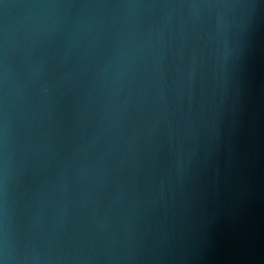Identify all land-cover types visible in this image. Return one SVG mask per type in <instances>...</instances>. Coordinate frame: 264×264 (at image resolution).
<instances>
[{
    "label": "water",
    "instance_id": "95a60500",
    "mask_svg": "<svg viewBox=\"0 0 264 264\" xmlns=\"http://www.w3.org/2000/svg\"><path fill=\"white\" fill-rule=\"evenodd\" d=\"M0 264H264V0H0Z\"/></svg>",
    "mask_w": 264,
    "mask_h": 264
}]
</instances>
